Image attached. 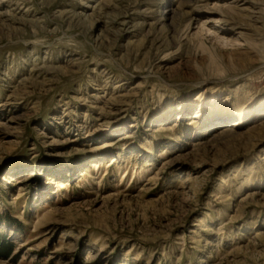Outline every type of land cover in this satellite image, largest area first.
I'll list each match as a JSON object with an SVG mask.
<instances>
[{
  "label": "rangeland",
  "instance_id": "rangeland-1",
  "mask_svg": "<svg viewBox=\"0 0 264 264\" xmlns=\"http://www.w3.org/2000/svg\"><path fill=\"white\" fill-rule=\"evenodd\" d=\"M0 264H264V0H0Z\"/></svg>",
  "mask_w": 264,
  "mask_h": 264
},
{
  "label": "trees",
  "instance_id": "trees-1",
  "mask_svg": "<svg viewBox=\"0 0 264 264\" xmlns=\"http://www.w3.org/2000/svg\"><path fill=\"white\" fill-rule=\"evenodd\" d=\"M13 246L8 244L4 237L0 238V257H9L12 253Z\"/></svg>",
  "mask_w": 264,
  "mask_h": 264
}]
</instances>
